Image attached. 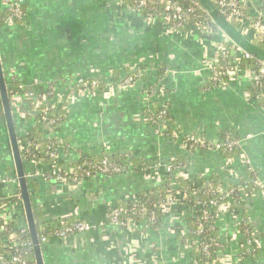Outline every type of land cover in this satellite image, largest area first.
Here are the masks:
<instances>
[{
    "label": "crops",
    "instance_id": "0c3cea01",
    "mask_svg": "<svg viewBox=\"0 0 264 264\" xmlns=\"http://www.w3.org/2000/svg\"><path fill=\"white\" fill-rule=\"evenodd\" d=\"M3 8L0 0V10ZM24 8L26 22L7 24L0 35L3 66L6 71L13 67L19 81L36 92H44L53 84L55 102L80 76L101 72L115 79L119 71L120 82L129 75L128 69L133 72L163 62L172 68L164 87L174 138L157 134L145 119L151 103L146 92L157 76V70H145L132 86L81 97L72 105L58 128L73 149L63 153L64 167L74 162L75 152L97 156L106 149L112 155H131L150 168L187 155L181 144L191 134L217 143L225 132H231L252 135L245 142L244 153L228 155L213 149L189 154L188 179L200 182L219 176L222 187L238 186L248 177L245 158H249L264 183V107L261 100L249 95L246 71L227 79L224 86H208L207 56L214 53L219 42H235L225 29L209 41L194 31L152 27L117 1L111 5L108 0H25ZM241 35L251 44L256 38ZM8 152L12 156L7 130L0 124V170L11 173L7 161L13 164V160ZM27 164L31 171L32 164ZM161 182L158 172L140 173V169L91 179L77 188L64 185L58 190L53 183L34 181L35 200L41 204L43 216L55 220L75 216L97 226L68 240H52L45 246V264H195L196 256L192 251L182 252L171 224L155 232L139 222L137 229L131 230L135 238L130 245L126 240L129 230L106 223L111 203L119 205V200L141 191L144 185L149 188ZM259 190L244 196L239 205L256 232L257 255L244 237L242 213L221 212L224 219L218 236L227 254L238 260L236 264H264V191ZM224 256L221 251L217 257L220 264Z\"/></svg>",
    "mask_w": 264,
    "mask_h": 264
},
{
    "label": "built area",
    "instance_id": "2783aa9c",
    "mask_svg": "<svg viewBox=\"0 0 264 264\" xmlns=\"http://www.w3.org/2000/svg\"><path fill=\"white\" fill-rule=\"evenodd\" d=\"M108 1L111 5L117 1L120 7L128 9L132 13H136L141 17L143 16L138 13L137 7L141 8L147 6V0H134V6L127 4L126 0ZM158 1L165 3V11L168 13L165 16L166 23L163 25H166L172 31H181L182 29L188 27V14L196 13L199 7L195 0ZM245 1L246 0H214L215 4L219 8L220 14H222L228 21L236 22L238 24L237 28L241 34H251L254 37L262 36V41L264 42V21H262L264 19V12H262L263 7L259 6L260 10H257V7H249V3ZM255 1L256 3H259L260 0ZM261 1L264 4V0ZM181 2H183V4ZM1 3L5 9L7 8L12 12V15L4 22H1L0 18V35L7 24H14L13 18L19 19L21 24L25 23L27 19V12L24 8L25 0H1ZM262 3L260 5H262ZM242 7H249V9H251V14L248 17L243 12ZM203 12L208 17H211L210 12H207L204 9ZM143 19L150 26L159 24L158 18L151 13H148L146 17H143ZM196 30L199 35L203 34L201 27H197ZM252 58V53L248 52L238 44H234V42L229 39L219 42L214 53L207 56L205 60L207 78L211 84L210 88L224 86L227 79L233 78L245 70L246 77L248 76L250 79V86L255 90V96L250 94V92L249 95L261 100L264 107V59H260L258 61L257 70L252 71L248 68H243L242 66L244 59ZM151 69L157 70L158 67L147 65L142 69H137L136 74L127 75L119 83L115 82L113 75L110 73L105 74L98 72L97 76H80L76 83L69 89V92L63 96L61 100L56 102L53 101V84H51L44 92H36L29 89L28 86L19 81L13 67L7 71L5 70L7 86L8 84H15V88L13 87V89L10 90L11 95L9 97L14 116H17L20 121L18 127L19 135H26L28 131L37 123L34 117L36 115H40L41 119L38 122V126L39 129L43 131L44 137L48 141L47 146L43 147L40 140H19L22 157L24 159L26 158V163L32 164L33 166L31 171L26 172L27 179H31L32 181L40 179L45 182L53 183L59 190L60 188H63L64 185L69 186L70 181L74 184V186L71 185V187L77 188L91 179L103 177L109 178L133 171L134 167L131 164L130 159L120 164L119 162H116V160H112V154H110L106 149L100 151V153L96 156V159H93L90 156H84V154L80 152H75L73 155L74 162L70 163L68 167H64L61 162L63 157L62 155L63 153H69V151L73 152V149L72 147H69V144H65L63 137L59 135L58 128L61 124L55 128L54 131H56V133L52 132V127L56 125L57 118L50 117V110L61 108L64 111L65 116L70 111L72 105L81 97L94 95L104 91L113 92L115 87L123 88L124 86H132L142 78L145 70ZM100 79H104L106 82L104 89H101ZM150 87L151 86H149V88ZM149 88L146 93L148 99L151 100V94L148 93ZM157 95L163 106V110L160 112L159 118H163L169 112L168 95L164 84L158 87ZM25 100L30 101V110L23 108ZM147 109L152 110L151 103H149ZM30 115H32L31 118ZM161 126H163V124L158 123L153 127L155 128V132L157 134L163 135V131H165L166 128ZM245 142L241 137L236 136L231 132L224 133L221 140L217 143H213L203 136L191 134L183 140L181 148L188 154H193L196 151L207 149L223 150L225 152H240L244 147ZM245 164L247 166L248 177L240 183L239 186H236L227 192H223L219 184L215 189L212 187L206 189V193L209 195L220 193L221 201H218L215 197H211L206 204L199 203L202 208L206 206L209 210H204V216L201 218L195 216V222L198 223L197 230L195 231L197 237L193 240L182 239V241H179L181 244L186 245V248L191 249L189 251H192L193 246H198L204 255L208 257L211 255L216 256V260L219 253L224 251L225 256L223 257L222 264H236L234 261H238L235 260L231 254L226 253L224 250V243L216 242L215 239L208 242L202 238L205 232L210 231V228H207L203 221L211 219L215 223V227H217L218 230L219 224L224 219L221 213L223 209L232 210L230 201H225V198L230 196H241V198H244V196L252 194L255 190L260 189L264 191L263 183L260 180L258 171L253 167L249 160H247ZM181 165L182 164L176 163L173 160L167 163L165 165L166 176L164 177V180L167 176L172 175L173 172H175L178 177L188 178L189 175L187 167ZM148 170L149 168L147 167L146 169H140V172L147 173L146 171ZM250 186H253L252 190L249 189ZM170 187H177V182L172 180ZM18 188L19 182L15 171L9 173L1 172L0 170V200L8 198L20 199V194H16ZM157 195L159 196L158 193ZM185 199L186 195L180 192L177 195L171 193L167 196L166 200L159 201L165 202L160 206H162L161 209L167 218L165 223L166 225L170 224L173 220V218H171L172 215L170 214V211L176 210V213H178V207L183 204L182 201ZM125 200L130 202V208L113 203L109 205L107 209L108 213L106 223L129 230L126 240L128 241V244L131 245V243L133 244L135 238L131 230L137 229L140 222L136 220V217H141L145 223L146 220H149L152 224H157L158 219L155 213L156 206L153 210H149L148 205L150 199L148 197L141 195L139 192H132L125 197ZM178 200H180V203L177 202ZM38 207L41 209V204L39 202ZM215 208H217L216 211ZM189 209H191L194 214V207H189ZM211 210H214V212ZM45 218L47 217L45 216ZM12 222L17 227H24L27 229L24 206L21 200L16 203L0 204V244L6 248H16L15 254H5V256L0 258V264H36L35 262L31 263L25 255L26 253H31L30 250H20L22 246L25 247V249H28L27 247L30 248L32 246V242H25L21 240V238L16 237L12 231L13 228H10V223ZM174 226L177 227V229L174 227L178 232L177 235H180L182 238H185L186 234L190 231L186 222H184L180 229H178V224ZM96 228V225H93L92 223L79 217H76V220L70 225H67L64 219L53 220V218H51V220L49 219L47 221H43L40 225V243L43 247L54 239L68 240L78 234L90 232ZM246 233L248 234L246 242L248 246H250V250L252 253L258 254L259 242L256 232L251 227L249 220ZM213 246H215L214 251H212ZM128 247L129 245H127L126 248ZM31 248L33 249V246ZM196 258L195 264H199L200 259Z\"/></svg>",
    "mask_w": 264,
    "mask_h": 264
},
{
    "label": "trees",
    "instance_id": "16d2710c",
    "mask_svg": "<svg viewBox=\"0 0 264 264\" xmlns=\"http://www.w3.org/2000/svg\"><path fill=\"white\" fill-rule=\"evenodd\" d=\"M210 4L208 6V8L210 9V11L212 10H217L218 11V16H219V21L220 23H222L226 28L232 29L233 31H238L237 27L238 24L234 21H228L222 14H220L219 12V8L218 6L215 4V2L213 0H210ZM196 3H198L199 7L196 11V13H190L188 14V27L182 29L183 31H194L197 32V27H201L202 33L201 37L206 39V40H212L214 39L215 35L218 33L219 30H221V26L214 20L213 16L211 15V17H208L204 12L203 9L206 10L207 12H210L209 9L207 8V6H205L204 3H202V0H195ZM126 3L129 4L130 6H134V0H126ZM183 4V2H181ZM208 5V3H207ZM243 12L246 14V16L248 17L251 14V9L247 8V7H242ZM137 11L140 15H142L143 17H146L148 13L154 14L157 18H158V23L159 25H163L164 23H166V19L165 16L168 14L165 11V3H161L158 0H147V6L146 7H137ZM211 14V13H210ZM12 15V12L9 11L7 8H3V10H0V18H1V22H4L6 19H8L10 16ZM222 17L225 19L223 20ZM13 23L15 25H21V22L19 19L17 18H13ZM158 25V26H159ZM234 44H237L234 42ZM254 46V48H257V50L262 51L264 53V42L262 41V36H257L253 41L252 44ZM253 58L252 59H244L243 60V68H248L250 70H257L258 69V61L260 59H264V55L262 54H252ZM153 66L158 67L157 69V76L153 81V86H151L148 90V93L151 94V104H152V110H148L146 109L145 111V119L146 121L152 125L155 126V124L161 123L163 125H165L166 130L163 131V135L165 136H169L170 138H174V132L171 129V127H169L171 125V116L170 114L165 115L163 118H159V114L160 112L163 110V106H162V102L160 100V98L157 95L158 92V87L163 85L164 82L167 80L169 74L172 72V68L170 67L169 63H158V64H151ZM145 66H141L142 69ZM129 75H133L136 74V71L131 72L128 69ZM119 76V71L116 72L115 75V82H117V79ZM7 79V78H6ZM101 80V89H104L106 86V82L104 79H100ZM8 91H9V96L11 95L10 90L13 89V87L15 88V84H8ZM208 86H211L210 83H208ZM250 93L252 95L255 96L254 93V88L249 87L248 88ZM52 97V96H51ZM23 108L30 110L31 109V105H30V101L29 100H25L24 104H23ZM64 111L61 108H55V109H51L50 110V117L53 118H57L56 121V125L52 127V132L56 133L55 128L58 127L60 124H62L63 117H64ZM32 117V115H30V118ZM34 119L36 120V125L33 126L26 135L24 136H20L19 135V140H27V141H41V145L43 147L47 146L48 141L47 139H45L43 132L39 129L38 126V122L41 119L40 115H36L34 117ZM15 122H16V126H17V130L20 124V121H18L15 118ZM0 123L1 125H3L4 130L6 129V123H5V118H4V113H3V108H2V104H1V98H0ZM226 133V132H225ZM224 135V134H223ZM64 143L68 144L69 139L67 137L63 138ZM222 152L228 154V155H233L237 152H225L222 150ZM187 155H189L188 153H186ZM41 155V154H40ZM187 155H178L177 158L175 160H173L176 163H180L182 164L181 166H185L187 167L188 165V156ZM84 156H90L93 159H96V156L93 155H89L86 154ZM26 159V158H25ZM24 160V164H25V171L28 172V164L26 163V160ZM130 159L131 164L133 165L134 169H146L148 166L145 163H142L141 161L135 160L133 158H131V155H126V154H117V155H112V160H116V162H119L120 164L124 163L126 160ZM13 160V158H12ZM15 169L11 168V172H14ZM141 173V172H140ZM220 177L219 176H213L210 180L209 179H203L202 181H197V180H191L188 178H183V177H178L175 172H173L172 175L167 176V178L163 181V183L161 184H156V185H151L149 188L147 189H143L141 191H138L141 195L148 197L149 200V210H153L154 207L155 208V213L157 215V219L158 222L157 224H152L149 220H146V224L149 226V228L151 230L156 231H160V229L163 227V225L166 223V216L164 215L163 210L161 209L162 206L165 202H159L160 200H166L167 196H169V194L174 193L175 195L181 193H184L186 195V199L183 202V206L185 207H194V216H190L186 223L189 226V233L186 234L185 238H182L180 235L177 236V239L179 241L183 240H193L194 238L197 237V235L195 234V231L197 230V226L198 223L195 222V216L196 217H203L204 216V210H209L206 206H204L202 208V206L199 203L202 204H206V202L211 198V197H215L218 201L220 200V193H214V194H207L206 193V189L209 187H212L213 189H215L218 185V181H219ZM172 180H175L177 182V187L171 188L170 184L172 182ZM28 185H29V190H30V194H31V200L33 203V210H34V214H35V219H36V223H37V229H38V233L39 236L41 235V230H40V225L43 221H47V220H51V218L47 219L43 216L41 209H39L38 207V202L35 200V196L34 193L36 191V188L34 186V181H32L31 179H28ZM70 185L74 186V184L70 181ZM34 186V187H33ZM33 187V188H32ZM220 187L222 188L223 192H227L232 188H235L236 186L232 185V186H223L220 184ZM249 189H253V186H250ZM250 192V191H249ZM157 193L159 194V196L157 195ZM16 194H20V189L18 188ZM224 195V194H223ZM242 199L241 196H234V197H227L225 198V201H230L231 203V207L232 210H235V212L238 213H242L240 206L242 203ZM21 199L19 198H8L5 200H0V204L3 203H16L18 201H20ZM119 205H122L126 208H130V202L125 200V199H121L119 200ZM200 205V206H199ZM217 210V208H215V211ZM214 212V210H211ZM242 217V231L244 234V237L247 240L248 234L246 233V230L248 229V220H247V215L246 212H243L241 214ZM54 220V219H53ZM67 225L72 224L76 218L75 216L69 217L67 219H64ZM136 220L142 222V218L141 217H136ZM203 223L207 226V228H210V231L205 232L202 236V238L206 241H212V239H215L216 242H221V239L218 236V230L217 227H215V223L209 219L206 221H203ZM176 229L177 227L174 226ZM10 228H13L12 231L13 233L16 235V237L21 238V240L28 242L31 241L30 238V233L28 229H25L24 227H17L13 222L10 223ZM174 228V229H175ZM179 228V227H178ZM208 230V229H207ZM32 247V246H31ZM30 247V248H31ZM28 249H25V247H21L20 250L26 251V250H30L31 253H26V257L27 259L33 263L35 262V258H34V251L33 249L27 247ZM215 246L212 247V251H214ZM43 250V255L45 257V252H46V247L43 246L42 247ZM245 251L247 252V250L245 249ZM259 252V249H258ZM16 253V248H6L5 246H3L2 244H0V258H2L3 256H5V254H15ZM192 254L193 256H196L198 259H200L199 264H220L219 261L216 260V256H206L201 252V249L198 246H193L192 248ZM257 255V254H256ZM196 258V259H197ZM256 259V258H255Z\"/></svg>",
    "mask_w": 264,
    "mask_h": 264
},
{
    "label": "water",
    "instance_id": "95a60500",
    "mask_svg": "<svg viewBox=\"0 0 264 264\" xmlns=\"http://www.w3.org/2000/svg\"><path fill=\"white\" fill-rule=\"evenodd\" d=\"M202 3L205 6H209L210 2L208 0H202ZM208 3V5H207ZM209 9V8H208ZM210 11V9H209ZM211 15L213 16L214 20L223 28L225 31L230 35V37L242 48L247 50L252 54H262V51L257 50L254 46L251 45L249 41H247L240 32L233 31L232 29L226 28L222 23L219 21V16L217 10L210 11ZM223 20H225L222 17ZM264 58V57H263ZM0 98L1 104L3 108L5 123H6V130L10 141L11 151H12V158L14 163L15 173L18 178L19 182V189H20V199L24 206L25 211V218H26V227L29 230L30 238L33 246L34 251V258L36 264H45L42 245L40 243L39 233L37 229V223L35 219V214L33 210V203L31 200V194L28 185V179L26 177L25 171V164L20 150V142H19V133L17 130L15 117L13 113L12 104L9 97L8 86L6 83L5 78V69L3 66V61L0 54Z\"/></svg>",
    "mask_w": 264,
    "mask_h": 264
},
{
    "label": "rangeland",
    "instance_id": "374dc122",
    "mask_svg": "<svg viewBox=\"0 0 264 264\" xmlns=\"http://www.w3.org/2000/svg\"><path fill=\"white\" fill-rule=\"evenodd\" d=\"M261 1V0H260ZM260 1H259V3L257 2L256 3V1L255 0H246L245 2H247V3H249V7H257V10H260V8H259V6L260 7H263V11L262 12H264V4L262 3V1H261V3H262V5H260L261 3H260ZM264 2V1H263ZM249 7H247V8H249ZM261 12V11H260ZM262 21H264V19L262 20ZM264 23V22H263ZM159 24H157V25H152V27H157ZM249 136H252L251 134H247V135H245V136H239V137H241L243 140H244V142L245 141H247V140H249L251 137H249ZM244 147H245V145H244ZM244 147L242 148V150L239 152V153H241V154H243L244 153ZM200 152H203V151H209L208 149L207 150H199ZM8 158L9 157H12L11 155H10V153L8 152ZM245 158V157H244ZM247 160H249L251 163H252V161H251V159H249V158H245V163H246V161ZM7 164L11 167V168H14V163L13 164H11V161H10V159H9V161H7ZM165 165H166V162L165 163H158V164H155V165H153V167L152 166H150V168H149V170H151V172L154 174V172L157 174V172H158V174H160L161 176H162V181L164 180V177L166 176V174H165ZM149 170L148 171H146V172H149ZM188 175H190V171L188 172ZM260 177V176H259ZM260 180L262 181V179L260 178ZM157 182V181H156ZM162 183V182H161ZM262 183H263V181H262ZM155 184H158V183H155ZM151 186V185H150ZM239 186V185H238ZM148 188V185H144L142 188H141V190H143V189H147ZM263 189H264V183H263ZM259 191H263V190H259ZM134 192H138V191H134ZM178 203H180V200H178L177 201ZM171 213V218H173V220L171 221V223L170 224H172L173 226L174 225H177L178 224V226H179V228L178 229H180V227L184 224V222H186L187 221V219L190 217V216H192L193 215V212H192V210L191 209H189V207H184V206H182V205H179V207H178V213H176V210H171L170 211ZM176 234H178V232L176 231ZM180 244V243H179ZM180 248L183 250L182 252H186V251H189V250H191V249H189V248H186V245H184V244H180ZM192 248V247H191ZM227 253V252H226ZM229 254V253H228ZM231 254V253H230Z\"/></svg>",
    "mask_w": 264,
    "mask_h": 264
}]
</instances>
